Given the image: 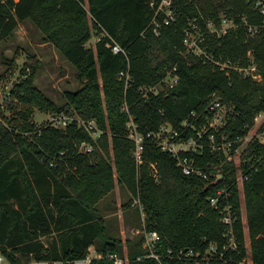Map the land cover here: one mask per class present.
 <instances>
[{
    "label": "trees",
    "instance_id": "trees-1",
    "mask_svg": "<svg viewBox=\"0 0 264 264\" xmlns=\"http://www.w3.org/2000/svg\"><path fill=\"white\" fill-rule=\"evenodd\" d=\"M257 1L173 0L177 15L166 23L163 0H0V42L30 18L77 67L82 82L79 90L66 93L62 105L33 84L34 75L17 84L23 91L15 89L14 95L42 108L66 113L76 109L82 117L94 118L102 131V149L97 146L86 154L78 151L79 145L94 140L77 122L38 131L30 108L0 120V252L10 262L73 260L86 256L94 245L105 255L119 252L127 264H248L249 259L264 264V141L255 135L239 160H227L223 150L212 149L206 134L202 152L187 154L210 172L221 164L224 178L211 184L213 177L184 173L176 157L147 136L166 122L183 132V122L194 118V111L203 121L214 94L236 111L222 127L229 140L237 142L255 125L264 111V13ZM224 18L234 25L224 34L212 31ZM189 30L198 36L202 53L187 45ZM95 33L101 35L96 46H87ZM114 42L126 52H115ZM249 52L261 80L219 63L245 66ZM175 67L179 80L173 87L159 93L141 90L165 87L164 79ZM132 119L145 135L142 163L130 137ZM182 136L198 134L189 129ZM235 142L233 151L239 145ZM241 171L248 174L242 183L237 179ZM117 179L133 194L123 206H137L145 214L144 229L161 234L163 263L147 255L145 233L124 240L109 227L99 203L115 189ZM224 186L231 192L226 203L237 216L236 248L229 247L227 225L210 202ZM134 198L139 205H133ZM169 249L177 256H170ZM181 249L196 255L185 257ZM92 264L116 263L101 257Z\"/></svg>",
    "mask_w": 264,
    "mask_h": 264
},
{
    "label": "rangeland",
    "instance_id": "rangeland-1",
    "mask_svg": "<svg viewBox=\"0 0 264 264\" xmlns=\"http://www.w3.org/2000/svg\"><path fill=\"white\" fill-rule=\"evenodd\" d=\"M165 11L173 15L177 13L173 0L170 4H165ZM224 19L222 26L218 30L234 25L232 19ZM211 26L212 24H210ZM196 27L197 25L194 26V28ZM187 33L189 39L186 42L187 45L191 50L202 53L203 49L195 45L198 36L190 30ZM99 36L101 35L95 33L87 42V46L95 47ZM30 75H34L33 84L57 105H62L67 101L66 93L68 91H77L82 87V82L77 77V67L62 54L53 42L45 39V34L42 30L29 18L21 21L12 35L0 42V120L6 122L5 117H17L19 109L30 108L32 109L30 119L37 124L38 131L46 126L65 128L69 124L77 122L79 126H83L91 134L94 140V143L82 142L78 151L88 154L92 153L97 146L102 149L99 141L101 135L82 123V121H90L94 118L86 119L76 109L66 113L52 108H42L34 103L25 102L18 95H14L15 89L23 91L21 85L17 86V84ZM66 119H69L68 123H65ZM263 122L264 112L258 115L255 125L252 126L251 136L256 135L264 139V129L262 131L259 130ZM96 125L99 127L98 122H96ZM246 143L247 140L242 141L239 151L244 149L247 145ZM239 154L240 152L234 154L235 160L240 159ZM64 156L65 154L61 155V158L64 159ZM65 160L63 161L67 165L68 162ZM71 170L75 171V169ZM132 197V192L117 179L115 189L99 203L111 230L124 240L127 238L134 239L145 233V214L143 211L139 214L136 209L137 206L135 208L133 206L130 209L123 206ZM133 205H139L135 198ZM242 215L245 221L246 209L244 202ZM246 232L247 243H249L247 228ZM128 246V244L124 243L126 251L129 249ZM91 248L94 250L96 247L93 245ZM201 258H205V256ZM248 261V264H254L250 259Z\"/></svg>",
    "mask_w": 264,
    "mask_h": 264
},
{
    "label": "built area",
    "instance_id": "built-area-1",
    "mask_svg": "<svg viewBox=\"0 0 264 264\" xmlns=\"http://www.w3.org/2000/svg\"><path fill=\"white\" fill-rule=\"evenodd\" d=\"M172 0H163L161 3L160 8L165 11V4H170ZM257 4L261 5V11L264 13V0H258ZM166 18L165 22L169 23L171 20L175 19V16L172 13H168V11H165ZM224 20H227L226 18ZM209 24H212L211 22ZM234 24V22H233ZM213 25V24H212ZM231 27V26H229ZM229 27L223 28L222 30H218L217 28H212V31H217L219 34H224L228 30ZM201 36V34H200ZM186 42H188V37L185 39ZM195 45H198V42L196 40ZM193 47V46H191ZM113 50L115 52H126V48L123 47L120 43L114 42L113 43ZM250 55V62L245 65H239L235 64L231 61L226 62H219L222 65V68L230 66L234 69H237L241 71L244 75H250L254 77L255 79L261 80L263 78V74L260 71L259 65L253 55L249 52ZM176 71V67L173 70H169L167 76L164 79V83L166 86L164 87L162 84L155 85V86H143L141 87V90L144 92L154 91L155 93H159L162 89L173 87L179 80L178 73L174 72ZM121 75H126L127 80L130 79L129 73H125L124 71L121 73ZM10 96V94H8ZM209 110V114L206 115L205 119L203 121H200L201 115H198L195 111L192 113V116L194 118L186 119L183 122V132L189 129H193L196 131L198 136H190L189 138H184L182 136V131L175 128L170 122H166L161 125V127L155 131V132H148V137L154 136L155 141L164 149L169 152H171L177 159V165L180 166L184 173L189 175H195L199 176L205 180H210L211 177L215 178L217 174L221 173V164H215L214 165V171L210 172L208 169H206L204 166L200 165L196 158L194 156H190L187 153L191 151H200L202 152V149L205 146L204 138L205 135L208 134L209 139V145L212 147V149H218L223 150L226 155L227 160H233L234 154L237 152H240V156L242 155L243 151L248 146L249 142L254 137L250 135L251 129L249 132L238 139L237 142L234 140H229L228 135L222 130V127L226 125V123L229 120V116L231 114H235V108L232 104L224 103L220 96L218 95H212V100L207 108ZM264 112V111H263ZM262 113V112H261ZM259 115V114H258ZM257 115V117H258ZM256 117V119H257ZM69 119L65 120V123H68ZM199 120V122H197ZM96 120H90V121H82L89 129H93L94 131H97L100 135L102 131L99 129V127L96 125ZM129 129H130V137L135 141L136 148L134 151L136 160L138 163H142L144 161L143 151H144V140L145 135L140 132L138 125L134 122L132 119L128 123ZM220 134V141H217L216 133ZM262 141L264 139L258 137ZM243 140H247V145L244 147L242 151L240 150V146ZM235 143H239V145L234 149L233 151V145ZM86 143V142H84ZM88 143V142H87ZM64 152H61V155H63ZM252 164V166H254ZM153 167L155 168V176L156 179L159 180L158 176V170L156 169V164H153ZM248 178V174L241 171L239 176L237 177L238 182L242 183L244 179ZM231 192L229 191V187H219L214 195L210 197V202L212 206L219 209L221 211V218L222 221L227 225V231L225 233L228 241L229 247L236 248L237 247V239L234 234V224L236 222L237 216L236 213L232 207L231 203H226L227 198L230 196ZM139 202V200H137ZM161 240V234L158 231H146L145 230V241L144 246L149 249L148 256L154 257L157 261L163 263V255L158 251L159 248V242ZM228 247V246H227ZM213 250H216L215 247H213ZM168 254L170 256H177L175 251L172 249H169ZM180 254H184L185 257H191L195 254L194 250H184L181 249ZM101 257H109L114 260L116 264H127L128 258L122 256L119 252H112L107 255L103 254L102 252L97 251L96 248H91L89 253L81 258H76L73 260H36L33 259L29 262L25 263H12L10 262L7 257L0 252V264H92L93 259L95 258H101Z\"/></svg>",
    "mask_w": 264,
    "mask_h": 264
},
{
    "label": "water",
    "instance_id": "water-1",
    "mask_svg": "<svg viewBox=\"0 0 264 264\" xmlns=\"http://www.w3.org/2000/svg\"><path fill=\"white\" fill-rule=\"evenodd\" d=\"M224 178V174L223 173H219L217 174V176L215 177V179L212 181L211 184H216L218 183L220 180H222Z\"/></svg>",
    "mask_w": 264,
    "mask_h": 264
}]
</instances>
